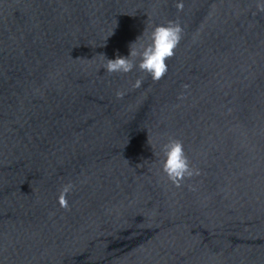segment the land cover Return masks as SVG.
<instances>
[{
	"label": "water",
	"instance_id": "water-1",
	"mask_svg": "<svg viewBox=\"0 0 264 264\" xmlns=\"http://www.w3.org/2000/svg\"><path fill=\"white\" fill-rule=\"evenodd\" d=\"M257 4L0 0V264H264ZM168 20L182 39L159 81L104 72L97 54ZM170 136L194 172L178 186Z\"/></svg>",
	"mask_w": 264,
	"mask_h": 264
},
{
	"label": "clouds",
	"instance_id": "clouds-1",
	"mask_svg": "<svg viewBox=\"0 0 264 264\" xmlns=\"http://www.w3.org/2000/svg\"><path fill=\"white\" fill-rule=\"evenodd\" d=\"M182 7V3H177L178 9ZM257 7L264 11V0H258ZM182 31L179 22L174 20L145 26L142 33L129 43L127 55L117 54L115 58H108L103 53L97 54L104 58L101 67L108 74L122 75L138 69L153 81H159L168 70L166 61L174 55V50L182 39ZM142 82L138 77L131 87L139 88ZM124 94L120 90L116 92L117 98ZM159 156L160 170L173 184L178 186L184 177L194 174L182 140L171 136L163 140L159 145ZM72 187L69 183L60 189L58 202L61 206L66 205V196Z\"/></svg>",
	"mask_w": 264,
	"mask_h": 264
}]
</instances>
